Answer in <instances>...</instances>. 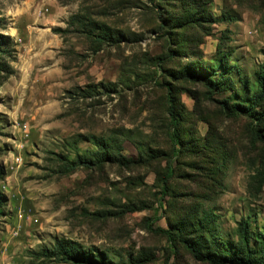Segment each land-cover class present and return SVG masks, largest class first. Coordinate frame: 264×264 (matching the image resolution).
<instances>
[{
  "label": "rangeland",
  "instance_id": "obj_1",
  "mask_svg": "<svg viewBox=\"0 0 264 264\" xmlns=\"http://www.w3.org/2000/svg\"><path fill=\"white\" fill-rule=\"evenodd\" d=\"M181 239L264 264V0H0V264Z\"/></svg>",
  "mask_w": 264,
  "mask_h": 264
},
{
  "label": "trees",
  "instance_id": "obj_2",
  "mask_svg": "<svg viewBox=\"0 0 264 264\" xmlns=\"http://www.w3.org/2000/svg\"><path fill=\"white\" fill-rule=\"evenodd\" d=\"M216 84L218 85V83ZM248 112H251L250 109ZM181 243L185 245L186 249H188L196 259L208 262L209 264H256L257 263V259L256 257H254V252L248 247H245L242 250L236 251V253L234 254L231 253V255L224 257L222 255H216L215 253H210V252H206L204 255L203 252L198 248V246H200L199 244H197L198 246H196L192 242H189L185 239H181Z\"/></svg>",
  "mask_w": 264,
  "mask_h": 264
}]
</instances>
